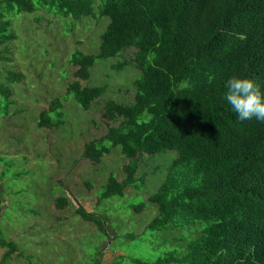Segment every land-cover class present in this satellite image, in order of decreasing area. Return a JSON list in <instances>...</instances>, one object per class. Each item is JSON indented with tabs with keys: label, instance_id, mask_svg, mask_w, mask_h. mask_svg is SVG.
<instances>
[{
	"label": "trees",
	"instance_id": "obj_1",
	"mask_svg": "<svg viewBox=\"0 0 264 264\" xmlns=\"http://www.w3.org/2000/svg\"><path fill=\"white\" fill-rule=\"evenodd\" d=\"M37 10L72 24L98 25L96 51L76 49L69 59L78 79L66 95L84 111L108 89L87 83L95 62L133 52V58L112 64L117 72L135 70L133 102L109 98L104 116L118 124L86 142L82 157L100 163L118 150L128 161L124 178L108 177L99 201L123 196L126 188L148 191L132 205L136 213L153 205L146 229L182 228L181 246L148 264H264V122L239 120L224 98V81L233 74L264 87V0H0L4 61L16 39L10 17ZM17 75L9 72L7 79ZM10 96L0 89L5 106ZM62 107L59 97L53 99L38 126L59 127ZM2 202L0 190V213ZM55 202L60 208L68 204L66 197ZM75 213L103 231L104 220L95 212L77 207ZM0 247L6 264L17 247L1 237Z\"/></svg>",
	"mask_w": 264,
	"mask_h": 264
},
{
	"label": "rangeland",
	"instance_id": "obj_2",
	"mask_svg": "<svg viewBox=\"0 0 264 264\" xmlns=\"http://www.w3.org/2000/svg\"><path fill=\"white\" fill-rule=\"evenodd\" d=\"M10 18L16 39L8 44L10 59L0 58V89L11 92L9 106L0 99V188L9 203L0 216V230L4 237L15 236L23 254L5 263L101 264L102 260L104 264H137L135 260H141L148 264L167 248L181 246L182 228L146 229L156 213L153 205L147 203L139 213L133 211L132 205L145 200L150 192L126 188L123 196L99 201L108 177L124 178L122 167L128 161L118 150L105 155L100 163L82 157L86 142L118 124L104 116L109 98L133 102L135 70L129 73L132 68L128 66L117 72L112 68L115 60L133 58V52L95 62L87 83L108 89L84 111L66 95L68 85L78 79L74 76L77 67L69 59L76 49L96 51L95 21L72 24L45 10ZM9 72L18 74L12 82L7 79ZM56 97L63 102L62 124L39 127L40 112L48 110ZM50 117L55 120L57 115L51 113ZM60 197L68 201L61 208L55 202ZM77 207L99 215L104 220L103 231L77 215ZM104 249L105 255L101 253Z\"/></svg>",
	"mask_w": 264,
	"mask_h": 264
},
{
	"label": "clouds",
	"instance_id": "obj_3",
	"mask_svg": "<svg viewBox=\"0 0 264 264\" xmlns=\"http://www.w3.org/2000/svg\"><path fill=\"white\" fill-rule=\"evenodd\" d=\"M224 98L241 121L264 122V87L249 76L233 74L224 81Z\"/></svg>",
	"mask_w": 264,
	"mask_h": 264
},
{
	"label": "crops",
	"instance_id": "obj_4",
	"mask_svg": "<svg viewBox=\"0 0 264 264\" xmlns=\"http://www.w3.org/2000/svg\"><path fill=\"white\" fill-rule=\"evenodd\" d=\"M0 190L2 191V194H3V202H2V210H1V213H0V216L2 217L3 216V214H4V212H5V207L7 206V204H9L8 203V200H7V198H6V194H5V192H4V190H3V188H0ZM6 199V200H5ZM0 237H1V239H3V240H5V241H11V242H13L14 244H15V246H16V243H15V236L14 235H12V236H10V237H4L3 235H2V231H1V235H0ZM17 247V246H16ZM5 251H6V249H5V247L3 248V247H0V264H2L1 263V261H2V256L4 255V253H5ZM23 251H19L18 250V248H17V250L14 252V254L12 255V257L9 259V262L11 261V260H15V257H17V258H19L23 253H22ZM101 253H104L103 255H105V249L104 250H102V252ZM101 259H102V257H101ZM99 264V263H98ZM101 264H104V261H102L101 260Z\"/></svg>",
	"mask_w": 264,
	"mask_h": 264
}]
</instances>
